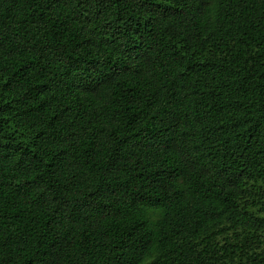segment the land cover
<instances>
[{
    "label": "trees",
    "instance_id": "16d2710c",
    "mask_svg": "<svg viewBox=\"0 0 264 264\" xmlns=\"http://www.w3.org/2000/svg\"><path fill=\"white\" fill-rule=\"evenodd\" d=\"M0 264H264V0H0Z\"/></svg>",
    "mask_w": 264,
    "mask_h": 264
}]
</instances>
